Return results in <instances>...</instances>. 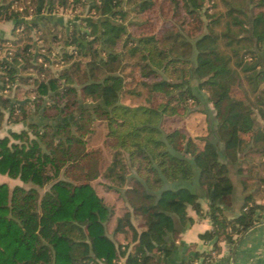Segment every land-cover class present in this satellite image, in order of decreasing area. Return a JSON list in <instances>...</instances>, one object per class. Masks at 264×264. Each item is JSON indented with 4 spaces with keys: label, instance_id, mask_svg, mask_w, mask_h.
<instances>
[{
    "label": "trees",
    "instance_id": "1",
    "mask_svg": "<svg viewBox=\"0 0 264 264\" xmlns=\"http://www.w3.org/2000/svg\"><path fill=\"white\" fill-rule=\"evenodd\" d=\"M77 1L40 0V22L0 0V21L13 32L24 26L19 37L0 35V126L23 122L0 136V172L22 181H0V264H160L189 207L202 211L201 197L212 221L201 237H215L214 249L221 238L234 242L264 207L251 196L236 216L223 208L234 188L230 163L243 151L264 156V0H89L93 15L72 24L53 13ZM189 16L201 22L193 34ZM31 26L43 31L47 55L33 51ZM58 26L60 37L51 33ZM54 50L60 67L48 64ZM134 68L140 79L126 89ZM23 83L36 86L33 111L18 97ZM99 116L112 151L105 187L125 201L113 225L114 205L90 180L62 176Z\"/></svg>",
    "mask_w": 264,
    "mask_h": 264
},
{
    "label": "crops",
    "instance_id": "2",
    "mask_svg": "<svg viewBox=\"0 0 264 264\" xmlns=\"http://www.w3.org/2000/svg\"><path fill=\"white\" fill-rule=\"evenodd\" d=\"M8 22L4 20L0 21L1 36H9V33H7ZM262 121L264 122V120ZM262 161H264L263 155L257 153L246 156V153L243 151L240 154L238 162L230 163L234 188L228 201L223 203L224 211L228 216H236L246 199L251 196L257 202L264 203V184L259 180V177L264 174V164ZM241 165L245 167L250 166L251 171L243 170L240 172ZM0 174L1 176H5L4 181L8 182V178H12L5 173L0 172ZM12 179L19 181L16 183H20L21 181L19 178ZM243 179L249 180V185L244 184ZM96 189L105 197L107 202H112V205L115 204V215L111 222V225H113L115 218L124 212L125 201L117 190L107 188L105 184H103V192L98 188ZM114 193L117 195H114ZM113 197L115 199L111 201L110 198ZM200 201L203 208L202 211L197 212L194 208L189 207L188 210L191 218L181 227L177 235L169 238V241L166 243V248L169 250L161 252L160 264H264V207L257 210L256 221L237 235L234 242L221 238L217 241L219 247L214 249L216 243L215 237L208 239L201 237V233L211 229L212 221L207 212L208 199L201 197ZM110 231H112V226H110ZM116 237L120 241H128V235L122 232L118 233ZM196 252L202 255L194 257ZM119 263L123 264V259Z\"/></svg>",
    "mask_w": 264,
    "mask_h": 264
},
{
    "label": "rangeland",
    "instance_id": "3",
    "mask_svg": "<svg viewBox=\"0 0 264 264\" xmlns=\"http://www.w3.org/2000/svg\"><path fill=\"white\" fill-rule=\"evenodd\" d=\"M5 2L12 1L15 5V7L11 6L14 9L17 10H28V14L26 16L27 19H33L36 18V20H39L42 22L43 19V13L44 9H41V11L37 10V7L39 5L40 0H4ZM219 1V0H217ZM89 0H80L77 1L76 3L70 4L69 6L63 7V6H58L55 7V10H53V13H56L57 16H62L64 18L65 23H79L81 22V17L85 15H93L94 9H90L89 7ZM212 3V1H210ZM209 4V1L207 2ZM129 7V6H126ZM219 8H224L223 4L219 2L218 4ZM171 9V7H170ZM258 9V8H257ZM46 12V11H45ZM170 13V12H169ZM131 18L135 21H142L144 14L138 13L136 11H133L131 13ZM185 12L183 9H178V12H176V15L173 19L176 22H182L184 21L185 18ZM153 17L155 19V24L156 26L161 24L163 15L160 12L159 8H156V10L153 13ZM5 21V20H4ZM187 23H185L184 27L186 29V32L192 33L196 32L200 28V20L197 18H192L191 16L187 17L185 19ZM8 22V21H7ZM10 24V25H9ZM24 26H19L18 29H23ZM32 27V26H31ZM130 30H132L134 33L138 34L139 29L136 26L130 25ZM13 23L8 22V28H7V33H9V38L11 37H19L21 35L22 30H18L13 32ZM58 30H53L51 33L55 34L57 33L58 37L63 35V30L58 26ZM71 29V28H69ZM31 35L34 38V43L35 46L33 48V51L35 53H40L43 55V53H48V49H46V44L45 42V36L43 34V31L38 29L36 26L32 27L31 29ZM41 35V36H40ZM10 43H8L9 45ZM56 50L61 51V44H56ZM2 47V51L0 52V56H4L7 52V46L5 44ZM73 46L69 47L71 49ZM53 52V55H49V63L52 61L51 65L53 64V67H60L61 64H59L60 61H58V57H56L55 51ZM47 55V54H46ZM47 57V56H46ZM83 59H87V57H82ZM40 61L44 60V56L38 58ZM130 69V67L128 68ZM140 71L137 70V68H134V71L128 76V81L126 83V89H132L134 88V85H136L137 81L140 79ZM131 79V80H130ZM134 79V80H132ZM130 80V82H129ZM36 86H33L32 84H27L23 83V88L19 90V95L20 99H29L28 101V107L33 111V103L32 99L34 97V88ZM15 91V89H13ZM14 93V92H13ZM130 99V97L125 98V100ZM31 100V101H30ZM33 114L38 117L39 112H33ZM23 123V122H22ZM16 124L9 122L7 118L4 119L3 123L0 126V136L6 134L9 132L11 129H20L23 124ZM172 125V122L170 123ZM25 125V124H24ZM191 125V124H190ZM92 128L90 129V132L86 135L87 138V146H86V151L85 153L77 160L72 163L67 164L62 172V176L70 178L72 180H90L96 188H98L100 191L103 190V184H107L108 180L104 177L103 173L112 160V151L105 145L104 143V138L108 130V122L105 117H98L92 122ZM194 126V122H192L191 128ZM5 176H1L0 174V181H4ZM16 182H19L17 179H12L8 178V183L13 186L15 185ZM22 183V181H20ZM114 195H117L114 193ZM111 201H113L115 198H110ZM115 202V201H114ZM112 204V202H110ZM116 203V202H115ZM115 205V204H114Z\"/></svg>",
    "mask_w": 264,
    "mask_h": 264
},
{
    "label": "built area",
    "instance_id": "4",
    "mask_svg": "<svg viewBox=\"0 0 264 264\" xmlns=\"http://www.w3.org/2000/svg\"><path fill=\"white\" fill-rule=\"evenodd\" d=\"M12 6H13V7H15V5H14V4H12ZM1 51H2V47L0 46V52H1Z\"/></svg>",
    "mask_w": 264,
    "mask_h": 264
}]
</instances>
